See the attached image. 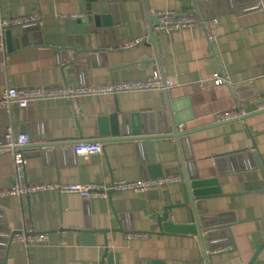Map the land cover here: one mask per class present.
I'll list each match as a JSON object with an SVG mask.
<instances>
[{
	"label": "crops",
	"instance_id": "1",
	"mask_svg": "<svg viewBox=\"0 0 264 264\" xmlns=\"http://www.w3.org/2000/svg\"><path fill=\"white\" fill-rule=\"evenodd\" d=\"M92 3L95 24H87L82 32L71 30L68 19L86 16L87 0H0L6 17L34 13L40 17L36 24L24 27L21 47L19 37H13L8 48L5 36L6 49L0 50V98L8 88L77 86L89 78L107 85L116 82L115 68L129 64H137L141 71L145 64H154L164 77L179 76L184 86L174 89L175 97L192 98L193 105L181 102L178 110L186 117L191 109L194 118L174 127L168 115L167 134L152 144V151L158 165L180 167L184 179H219L224 196L207 200L203 206L210 223L221 225L212 229L210 237V232L205 233L204 240L151 233L159 231L157 215L165 203L161 188L114 190L111 198L91 199L38 191L0 198V263L108 264L103 233L96 234L94 252L84 253L77 251L72 230L122 228L126 232L108 233L114 264H264V170L258 155L264 157V110L258 108L264 102V0ZM164 11L215 17L218 44L211 46L201 24L170 33L157 30L159 14ZM137 39L141 43L123 48ZM214 73L226 78V84L213 92H201L198 83ZM162 94L157 89L124 91L117 94L114 105L109 96L84 94L78 99L79 118L67 97L39 99L34 107L21 108L23 116L18 122L12 107L0 108V147H5L9 127L23 133L22 124H28L24 133L31 136V143L23 152L29 184H96L112 190L116 182L149 176L147 150L143 141L132 138V130L134 125L141 127L144 114L167 110ZM250 99L242 107L248 113L245 118H219L236 110L239 101ZM112 113L128 117L129 128L121 124L123 139L102 141L100 119ZM180 125L183 132L178 131ZM175 132L181 136L175 137ZM89 140L103 142L104 151L79 156L75 146ZM43 144L55 146L42 148ZM18 152L0 151V190L16 183ZM179 189L173 193L177 195ZM181 216L185 218L184 213ZM20 230L45 234L48 241L29 246L13 240L8 248L12 232ZM128 232L149 234L132 239ZM211 239L230 243L231 249L207 256Z\"/></svg>",
	"mask_w": 264,
	"mask_h": 264
},
{
	"label": "built area",
	"instance_id": "2",
	"mask_svg": "<svg viewBox=\"0 0 264 264\" xmlns=\"http://www.w3.org/2000/svg\"><path fill=\"white\" fill-rule=\"evenodd\" d=\"M159 24L157 30L163 33H170L172 31L181 30L184 28H190L196 24H201L207 34L208 41L211 46L218 44V32H217V20L215 17H206L197 13H183L179 14L172 11H164L159 14ZM40 20L37 13L20 16V17H6L3 14L0 4V50L6 49L5 32L9 28L16 26L26 27L28 24H36ZM143 30V26H141ZM141 43L140 39L131 41L123 46V48H130ZM144 72L146 79L144 80H132L125 82H112L107 85H98L92 78H89L86 83L79 84L77 86L60 85L55 87L47 86H33L24 88H8L4 91L0 98V108L10 109L14 104H18L20 108H31L36 105L39 99H52L58 97H67L72 103L74 113L77 118L80 115L79 97L84 94H102L111 97L109 103L115 104V98L118 93L124 91H136L146 89H157L161 91L174 90L184 86L182 79L179 76L164 77L159 72L157 66L154 64H145ZM227 79L221 76L219 73H214L208 76L205 80L198 83V88L201 92H213L224 86ZM259 110H264V102L258 106ZM242 110H228L219 116L222 120H231L240 118L248 113L242 112ZM179 132L184 131V126H179ZM31 143V136L26 133H16L13 127H9L5 134V147L17 152L15 154V167H16V183L12 187L1 189L0 198L9 196H29L38 191H57L59 194L75 193L81 195L85 199H91L95 197L107 198V190H102L96 184L79 185V184H29L25 173V155L23 148L27 147ZM75 151L79 156L89 157L94 154L102 153L105 149V145L101 141L89 140L82 142L75 146ZM22 151V152H21ZM184 177L181 175L175 176H162V177H150L146 176L137 181L126 182L119 181L114 185V190H133L135 192H147L151 188H163L169 187L174 184L184 182ZM14 240L23 241L29 246L43 245L48 241V236L39 233H29L23 231H13ZM143 236L140 233H129L128 238H139ZM213 238V237H211ZM209 240V239H208ZM223 243V244H222ZM221 244V245H220ZM219 239H211V248L206 250V255L210 253L219 254L227 252L231 249ZM225 245V246H224ZM70 253V251H69ZM72 260V249H71ZM206 256V257H207ZM69 264H74L69 262Z\"/></svg>",
	"mask_w": 264,
	"mask_h": 264
},
{
	"label": "water",
	"instance_id": "3",
	"mask_svg": "<svg viewBox=\"0 0 264 264\" xmlns=\"http://www.w3.org/2000/svg\"><path fill=\"white\" fill-rule=\"evenodd\" d=\"M88 1V12L84 17L68 19V24L70 25L71 30L79 29L84 32L87 24H95V13L92 11V2L95 0ZM78 25L80 26L78 28ZM76 27V28H72ZM23 30L21 26H16L9 28L5 32L7 47L11 46L13 43V37H19L18 47H21L20 37L23 35ZM75 31V30H73ZM11 48V47H10ZM146 79V74L144 71L139 69L137 64H129L127 66H122L115 68V81L116 82H125L132 80H144ZM237 92V93H236ZM235 95H238V89L234 90ZM176 92L174 90L163 91L162 97L167 102V110L162 112L153 113L149 112L144 114L143 122L141 127H135L132 130V138L143 141L144 146L148 154V166L147 170L150 177H162V176H175L181 174L180 167H167L162 168L157 164L155 156L152 151V144L158 142L160 138L164 137L167 133L164 131V127L167 126L168 115L170 117L171 123L174 127L177 125L192 120L194 114L191 109H189V116L182 117L183 113L178 110V104L185 102L186 104L193 105L192 98H178L175 96ZM261 96H264L261 95ZM256 97V95H255ZM254 98V97H252ZM251 98V99H252ZM239 101L237 110H242L244 104L251 101ZM190 100V103H188ZM14 120L18 122L22 120V111L18 104L12 106ZM261 112V110H259ZM245 118V117H243ZM128 117H122L118 113H112L108 117L100 119L99 126L100 132L99 136L104 139L102 141H107V139H123L121 138V124L124 129L129 128ZM136 124V123H135ZM28 124H22L21 131L24 133L28 129ZM175 137H180L181 134L175 132ZM53 144H43L41 147H54ZM10 150L6 147H0V151ZM256 150V147L254 148ZM258 153V150H256ZM260 159V168L264 170V157L259 153ZM1 157V154H0ZM180 187L179 193L176 195L173 192ZM114 189L107 190L108 196L111 198ZM264 192V190H263ZM162 193L164 194L165 203L163 210L160 214L157 215V225L159 231L151 232L154 234L160 235H193L198 236L200 239L204 240V234L210 232L209 237L212 235L211 231L213 228L221 224L210 223L207 216L205 215L206 210L204 202L207 200L216 199L220 196H224L222 189L219 185L218 178H209V179H200L197 177H185L184 182L171 185L169 187H163ZM185 214V218H182L181 214ZM30 219L27 220V227L30 229ZM121 226V225H120ZM75 234V245L77 251L84 253L94 252L93 247H96V234L103 233L105 235L104 239V256L108 258V264H114L113 254L109 252V241L108 233L109 232H126L124 229H83V230H72ZM129 233H140V234H149L146 232H128ZM127 234V233H126ZM209 234V233H208ZM2 238L0 237V242ZM14 240V234L8 240V248L11 246ZM1 247V246H0ZM262 247V246H261ZM264 247V245H263ZM7 248V251H8ZM79 249V250H78ZM261 249V248H260ZM7 255V253H6ZM98 259H94V262ZM0 264H7L6 262ZM154 264H163V262L156 261Z\"/></svg>",
	"mask_w": 264,
	"mask_h": 264
}]
</instances>
